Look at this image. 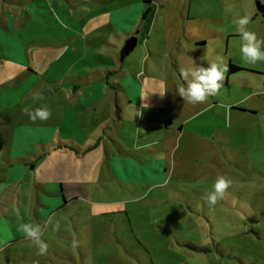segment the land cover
<instances>
[{"label": "rangeland", "instance_id": "rangeland-1", "mask_svg": "<svg viewBox=\"0 0 264 264\" xmlns=\"http://www.w3.org/2000/svg\"><path fill=\"white\" fill-rule=\"evenodd\" d=\"M155 2L158 8L163 0ZM182 2L168 3L174 17ZM244 16L264 40L254 0H191V34L204 47L190 48L179 37L173 44L154 21L123 61L122 48L113 52L115 39L103 30L98 51L116 66L99 60L94 72L108 95L98 112L111 102V116L76 108L66 139L76 144L58 145L56 138L52 149L34 145L36 155L19 156L28 165H12L17 156L0 131V264H264V61L242 59L233 19ZM193 61L205 68L231 62L244 71L224 79L218 94L189 103L178 89L187 85L180 68ZM123 72L129 82L140 72L142 106L127 104ZM80 91L78 106L82 95L86 102ZM67 94L69 103L74 93ZM127 161L137 166L125 167ZM218 176L232 183L210 207L203 197ZM22 223L42 226L45 254L17 230Z\"/></svg>", "mask_w": 264, "mask_h": 264}, {"label": "crops", "instance_id": "crops-1", "mask_svg": "<svg viewBox=\"0 0 264 264\" xmlns=\"http://www.w3.org/2000/svg\"><path fill=\"white\" fill-rule=\"evenodd\" d=\"M255 1L264 6V0ZM0 2V131L6 132L11 140L10 154L15 153L17 156L12 159V165L31 163L19 156L22 153L36 155L34 145L42 149L50 146L52 149L56 138L59 140L58 145H75L76 140L66 139L74 129L70 124L76 123V108L89 113L96 111L100 119H105L102 116H111V102L107 110L98 112L108 95L106 87L96 82L102 80L101 75L94 72L99 67L97 62L102 60L112 67L116 66L113 59L106 58L98 51L101 31H107L108 37L112 35L115 39L116 44L111 47L115 53L131 37L136 38V45L141 36L145 35L146 39L154 21H159L158 25L164 29V34L168 35L173 44L179 37L184 38L190 48L192 46L198 49L205 45L202 38L191 34V0L182 2V10L177 17L170 13V0H163L160 3L162 6L158 8L155 7V0ZM156 12L157 15L154 14ZM256 18L264 24L262 18ZM213 36L220 38L216 34ZM147 52L148 57L157 55L152 47H147ZM122 75L125 82L119 88L124 92L127 104L142 106L144 85L141 89V85L137 83L141 78L140 72L132 74L135 82L131 79L130 82L127 81L129 74L123 72ZM227 78L225 75V79ZM40 80H44V83L39 84ZM80 90L85 92L86 102L84 96L80 95L79 100L83 105L78 106L75 102ZM68 92L74 93V102L70 101L72 99L69 103L66 102L69 99ZM34 93H41L44 99L33 102ZM44 105H47L52 115L43 121V126H36V122L22 111L24 107L34 110ZM10 117L16 121L21 120L22 123L14 124ZM170 125L166 121L160 127L166 131ZM54 132H57V136ZM24 140L32 142L29 144L30 149L18 151L26 146ZM138 155L140 154L134 156L138 158ZM133 165L137 166L130 161L125 163V167Z\"/></svg>", "mask_w": 264, "mask_h": 264}, {"label": "clouds", "instance_id": "clouds-1", "mask_svg": "<svg viewBox=\"0 0 264 264\" xmlns=\"http://www.w3.org/2000/svg\"><path fill=\"white\" fill-rule=\"evenodd\" d=\"M249 22L250 18L248 16L233 19V24L237 26L236 30L241 35L242 44L240 52L242 59L245 62L251 63L264 61V51L261 50L262 46H264V40L258 39L254 32L247 29ZM193 64L194 67L190 69L180 68V75L187 81V85L178 89V95L189 103H202L208 96L218 94L219 90L223 87L224 74L228 71V68L225 65L217 63H212L206 68L195 65L194 61ZM32 99L33 102H36L44 99V96L41 93H34ZM22 111L33 122L37 119L46 121L52 115L47 105L34 110L30 107H24ZM138 113L141 115L140 112ZM145 147H150V145H145ZM231 183L232 181L227 177L218 176L212 186V191L206 193L203 197L205 203L211 207L215 206L218 200H224ZM55 228L58 230L59 224H56ZM17 230L22 232L26 239H30L36 244L39 249L38 254L43 255L47 252L48 245L40 239L42 232L41 225L22 223L18 225ZM72 246L77 247L78 242L73 240Z\"/></svg>", "mask_w": 264, "mask_h": 264}, {"label": "trees", "instance_id": "trees-1", "mask_svg": "<svg viewBox=\"0 0 264 264\" xmlns=\"http://www.w3.org/2000/svg\"><path fill=\"white\" fill-rule=\"evenodd\" d=\"M255 17H260L264 20V6L258 1H255ZM228 71L226 72V77H231L235 74L241 73L244 70L228 62L227 64Z\"/></svg>", "mask_w": 264, "mask_h": 264}, {"label": "water", "instance_id": "water-1", "mask_svg": "<svg viewBox=\"0 0 264 264\" xmlns=\"http://www.w3.org/2000/svg\"><path fill=\"white\" fill-rule=\"evenodd\" d=\"M136 45V38L131 37L127 41H125L121 53H120V60L123 61L124 58L135 48Z\"/></svg>", "mask_w": 264, "mask_h": 264}]
</instances>
